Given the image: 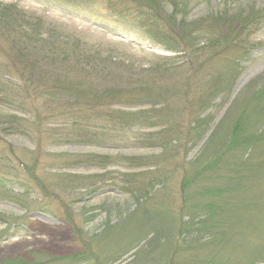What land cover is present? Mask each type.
I'll list each match as a JSON object with an SVG mask.
<instances>
[{
	"label": "trees",
	"instance_id": "trees-1",
	"mask_svg": "<svg viewBox=\"0 0 264 264\" xmlns=\"http://www.w3.org/2000/svg\"><path fill=\"white\" fill-rule=\"evenodd\" d=\"M111 3L122 6L120 11L114 8L115 4L109 6L121 18H124L122 14L128 17L134 14L149 38L167 53L156 55L159 61L140 74L131 66L129 70H122L113 59L103 57L99 48L81 43L69 45L67 37L48 31L40 17L26 12L21 14L16 5L0 2V41H11L12 50H16V55L12 51L8 53L9 59H13L16 65L30 67L32 73L37 71L41 75L43 71V77L47 79L46 75L51 76L55 71L63 70L61 76L55 77V82L64 90H71L74 85L78 101L88 104L84 112H73L66 118L70 122L71 132L59 125L61 127L57 130L67 134L59 140H78L85 145L101 146L110 144L115 132L120 139L129 132H144L139 141L146 148L159 144L164 150L172 149L174 157H178L180 152H185V158L192 154L184 164L182 203L178 210L163 202L156 204L157 201L156 205L151 206V197L156 198L154 194L151 195V191L156 190V177L143 171L128 175L129 190L134 201H126L125 207L123 205V209H118L123 215L120 220L106 221L102 231L97 230L90 236L91 251L84 258L86 260L78 263L102 264L112 258L132 255V264H254L253 260L261 254L258 251L252 252L254 256L247 253L249 238L264 236V223L260 222L264 218V90L256 103L249 97L248 102L242 101L236 105L239 110L235 118L228 120L229 127L220 123L211 132L207 129L209 122L205 120L206 117H197L199 114L188 121V126L183 127L179 118L181 112L170 108L171 93L167 92L173 84L176 85L174 80L178 74L211 73L212 95L206 99L207 105L201 108L206 111L211 107L225 85H231L232 79L225 81L220 69L214 68L215 56L209 60L214 72L204 70L206 62H201L199 58L221 42L217 37L215 41L205 42L204 33L211 28L226 30L228 37L225 35L222 38L227 48L234 44L235 39L238 42L241 35L239 33L236 36L234 19L221 15L205 20H189L186 0H117ZM124 3L128 9L123 6ZM256 17L255 12L250 13L249 20L242 28L245 30L255 25L258 21ZM41 28H46L44 33ZM221 51L222 54L226 52L223 49ZM222 54L218 55L219 59L224 57ZM180 55L183 57H178ZM179 58H182V65L177 66ZM231 69L236 71L235 75L238 73L234 65ZM70 71L76 77L71 86L70 83L61 82L68 79ZM213 73L217 74L213 76ZM169 77L172 79L170 85L165 82V78ZM186 82L189 84V78ZM9 86L15 85L10 80L0 78V92L6 94ZM6 100L12 112H16L9 116L0 115V124L10 128L6 134L12 130V133L36 140L38 137L32 133L38 129H32L33 118L26 117L29 105L14 99V95L7 96ZM94 105L96 111L91 108ZM145 107L151 110L143 109ZM101 121H105L106 125ZM37 125L42 127L43 122ZM98 126L101 130L95 129ZM73 133L76 139L70 137ZM177 142L182 144L179 151L176 149ZM112 159L110 155L94 153L69 154L64 165L105 170L115 164ZM129 160L127 164L132 167L146 164L141 157ZM111 171L108 169L109 173L79 176L63 173L53 177L55 181L52 180L50 184H62L68 188L73 182L70 178L79 177L83 182L80 188L92 183L91 188L96 193L97 182L116 179L109 175ZM4 175H7L4 179L0 178V196L17 204L25 213L41 206L40 198L32 201L34 205L27 203L32 194L31 177H28L27 183H22V186L26 184L24 191L18 193L14 187L23 182L22 178L15 172ZM136 214L142 219L138 223L143 233L133 238L132 243L122 245L117 242L114 229L121 222L127 223ZM27 218L28 215H25L14 220L0 213V225L9 228L13 225L17 229ZM8 227L2 229L0 234L6 236ZM105 235L111 240L112 246L103 245L106 240L102 237ZM95 240L101 246L96 251L92 245ZM0 264H76V261L31 250L29 258L17 257L1 261Z\"/></svg>",
	"mask_w": 264,
	"mask_h": 264
},
{
	"label": "rangeland",
	"instance_id": "rangeland-1",
	"mask_svg": "<svg viewBox=\"0 0 264 264\" xmlns=\"http://www.w3.org/2000/svg\"><path fill=\"white\" fill-rule=\"evenodd\" d=\"M111 1L117 0H0L5 4L16 5L21 14H34L40 17L44 20L48 31H55L57 35L67 37L68 41L66 42L69 45L81 43L92 48H99L103 57L113 59L117 65L122 67V70H129L131 66L140 74L159 61L156 55L162 56L167 53L158 43L149 38L147 31L141 28L134 14L129 17L122 14L121 16L124 18H121L111 11L110 4H115ZM186 2H188L186 11L189 12V20H205L225 15L234 19L236 36L241 34L238 42L235 39L233 45L230 44L225 48L227 43L223 41L222 37L225 35L228 37L226 30L211 28L204 33L205 42L215 41V37L221 41L213 50L206 51L207 53L199 58L201 62H206L204 70H211L212 65L209 64V60L211 56H215L213 57V60L216 58L214 68L220 69L225 81L232 79L231 85L228 87L225 85L220 96L206 111H202L201 107L207 105L205 104L206 99L212 95L211 73L178 74L174 80L176 85L173 84L167 90L171 93L172 102L170 105L172 107L170 108L179 109L181 112L179 118L183 127L188 126L190 124L188 121L199 114L197 117H206L205 120L209 122L207 129L211 132L220 123L229 127L228 120H232L239 110L236 106L238 103L248 102L249 97L252 102L256 103L263 94L264 0H186ZM113 6L118 11L122 9L121 5ZM123 6L128 9L126 4ZM252 12L256 13L258 21L251 28L244 30L242 26L249 20V14ZM45 30L41 28L43 33ZM11 45V41L6 42L4 39L0 41V78L10 80L15 85L9 86L6 94L0 92V98L3 99L0 102V115L9 116V114L16 113L10 109L6 100L7 96L14 95V99L25 101L29 105L26 108V113H28L26 117L33 118L32 129H38V131L32 134L38 138L33 140L25 135L12 133V130L6 134L10 128H5L0 124V178L4 179L7 176L4 174L18 173L23 182L17 183L14 190L21 193L26 186V184L22 186V183H27L28 177H31L32 194L27 203L34 205L32 201L40 198L42 204L25 213L17 204L0 196V213L11 216L14 220L28 215L27 221L17 229L13 225L11 228L3 224L0 225V233L5 227L9 228L6 236L0 234V262L14 260L17 257L29 258L31 250L41 251L43 254L56 258H70L71 261H76V264L86 260L84 258L88 251H91L90 236L97 230L102 231L106 221L120 220L123 215L118 209H123L126 201H134L129 190L131 186L127 181L128 175H134L141 171L156 177L154 179L156 180L154 188L156 190L151 191V195L154 194L156 198L151 197L153 200L151 206L163 202L166 206L174 207L175 210L180 208L184 164L192 154L185 158V152H180L178 157H174L172 149L164 150L159 144L146 148V146H142L143 142L139 141V137L144 132H129L121 139L117 138V132H115L110 144L106 143L101 146L97 144L85 145L78 140H59L60 137L67 135L57 130L61 127L59 125L66 127L64 130L71 132L70 122H67L66 118H69L68 116L73 112H84L83 110L88 107V104L85 101H78L74 85L71 90H64L55 82V77L61 76L63 70L59 69L51 76L46 75L49 78L47 79L43 77L45 75L43 71L40 75L37 71L32 73L30 67L16 65L13 59H9L8 56L11 51L16 55V50H12ZM221 49L226 51L225 54H222ZM219 54L224 57L219 59ZM181 59L179 58L177 66L182 65ZM232 65L238 69L236 75V71L231 69ZM216 74L213 73V76ZM74 76V73L70 71L68 79L61 82L63 84L70 83L71 86L72 81L74 79L76 81ZM188 78L189 84L186 82ZM165 79L169 85L172 83L170 77ZM91 108L96 109L95 105ZM143 109L151 110L150 107ZM40 122H43L42 127L37 125ZM100 123L106 125L105 121ZM53 129H56L57 132L52 131ZM95 129L101 130L99 126ZM74 135L75 133L70 137L76 139ZM52 136L56 138H52ZM181 145L177 142L176 149L178 151ZM88 153L110 155L115 164L105 170L64 165L69 154ZM133 157L144 158L146 164L142 167L128 165L129 159ZM108 169H112L109 175H113L116 179L97 182L98 191L96 193H93L92 183L80 188L79 186H82L83 182L79 180V177L78 179L70 178L73 182L72 186H68V188L62 184L57 186L50 184L52 180L55 181L53 177L63 173L77 174L78 176L92 175L109 173ZM11 185H9V189ZM155 201H157L156 204ZM140 220L142 219L136 214L127 223L121 222L114 229L117 242L125 245L132 243L133 238H138L143 233V229L139 226ZM260 220L264 223V218ZM12 233L15 234L11 235ZM125 237L128 239L125 240ZM102 238L106 240L103 243L104 246H112L107 235ZM92 245L96 247L95 251L97 248L101 249L100 243L96 240ZM247 249L249 250L247 253L250 255L254 256L252 252L257 253V251L261 254L258 259L253 260L254 264H264L263 235H258V238L251 240L249 238ZM101 257L105 258L103 255ZM116 258L102 264H132L134 260L132 255Z\"/></svg>",
	"mask_w": 264,
	"mask_h": 264
}]
</instances>
